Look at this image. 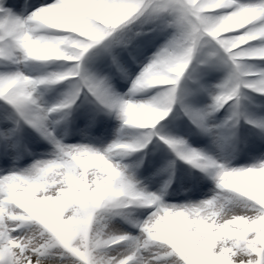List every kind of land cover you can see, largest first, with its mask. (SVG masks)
Here are the masks:
<instances>
[{"label":"snow or ice","instance_id":"obj_1","mask_svg":"<svg viewBox=\"0 0 264 264\" xmlns=\"http://www.w3.org/2000/svg\"><path fill=\"white\" fill-rule=\"evenodd\" d=\"M0 264H264V0H0Z\"/></svg>","mask_w":264,"mask_h":264}]
</instances>
